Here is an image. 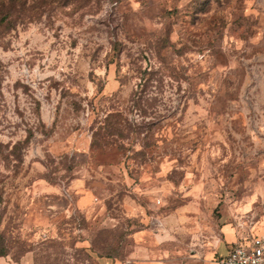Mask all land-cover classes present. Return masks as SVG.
I'll return each mask as SVG.
<instances>
[{
	"label": "rangeland",
	"instance_id": "1",
	"mask_svg": "<svg viewBox=\"0 0 264 264\" xmlns=\"http://www.w3.org/2000/svg\"><path fill=\"white\" fill-rule=\"evenodd\" d=\"M264 220V0H0V264H199Z\"/></svg>",
	"mask_w": 264,
	"mask_h": 264
},
{
	"label": "built area",
	"instance_id": "2",
	"mask_svg": "<svg viewBox=\"0 0 264 264\" xmlns=\"http://www.w3.org/2000/svg\"><path fill=\"white\" fill-rule=\"evenodd\" d=\"M218 264H264V220L259 232L239 239Z\"/></svg>",
	"mask_w": 264,
	"mask_h": 264
},
{
	"label": "crops",
	"instance_id": "3",
	"mask_svg": "<svg viewBox=\"0 0 264 264\" xmlns=\"http://www.w3.org/2000/svg\"><path fill=\"white\" fill-rule=\"evenodd\" d=\"M217 228L219 234L211 241L213 246L208 250V255L198 261L199 264H218L238 242L240 229L237 226H232L223 219L219 221Z\"/></svg>",
	"mask_w": 264,
	"mask_h": 264
}]
</instances>
